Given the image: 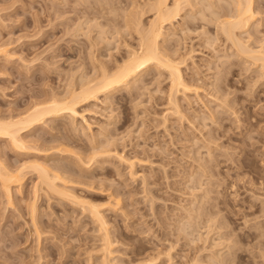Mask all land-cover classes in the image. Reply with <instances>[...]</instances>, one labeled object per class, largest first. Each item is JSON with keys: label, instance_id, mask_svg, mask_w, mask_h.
<instances>
[{"label": "rangeland", "instance_id": "1", "mask_svg": "<svg viewBox=\"0 0 264 264\" xmlns=\"http://www.w3.org/2000/svg\"><path fill=\"white\" fill-rule=\"evenodd\" d=\"M95 1L87 2L95 6ZM102 1L103 5L108 2V7H119L117 16H107L103 11L106 17L95 11L97 6L78 0H0V42L7 50L6 55L0 54V113L22 110L49 93L62 96L72 82L78 85L102 64L114 69L113 73L127 60L128 52H139V36L128 27L130 17L126 15H130V10L146 27L154 17L149 7L153 1ZM198 1L202 0L192 1L193 10L186 7L182 11V20L173 22L174 30L165 26L163 34L167 36L160 41L163 49L184 59L180 69L191 89L176 94L177 109L169 102L168 75L151 68L139 76L137 90L121 88L82 107L83 121L77 118L71 124L62 117L48 121V127H39V135L49 141L47 148L69 140L61 145L66 153L53 147L43 154L48 155L46 161L50 159L46 164L57 162L74 168L78 155L87 157L93 153L91 150L96 152L101 147L106 154H99L98 163L83 166L85 177L78 180L94 184L92 188L76 186L74 194L81 199L79 203L40 196L35 211V219L40 222L37 229L27 214L29 203L25 199L19 202L20 197L13 195L17 198L14 205H7L0 195V264H211L217 254L235 264H264V75L261 77L258 64L245 57L241 60L229 43L213 40L214 25L198 20L202 19L196 13L201 10ZM231 1L227 2L231 5ZM252 2L259 15L247 33L259 24L260 33L256 35L263 39L254 36V40L261 39L264 46V0ZM204 15L207 17V13ZM112 21L116 22L114 26ZM187 24L192 25L188 28ZM183 30L185 35L181 34ZM245 34L239 36L245 39ZM247 42L257 47L250 40ZM55 138H62L63 142H56ZM117 152L123 161L115 158ZM15 159L11 156L9 162H16ZM24 185L22 196L26 197L32 184L28 179ZM113 198L119 200L117 205ZM250 204L253 208H249ZM88 205L99 206L104 217L108 239L113 244L109 248L111 257L103 247L104 231L88 213ZM206 211H211L210 215ZM217 221L224 226L215 228ZM257 223L263 224L260 231ZM36 230L40 233L37 238Z\"/></svg>", "mask_w": 264, "mask_h": 264}, {"label": "bare ground", "instance_id": "2", "mask_svg": "<svg viewBox=\"0 0 264 264\" xmlns=\"http://www.w3.org/2000/svg\"><path fill=\"white\" fill-rule=\"evenodd\" d=\"M78 1H83V3H88L87 1L90 0H78ZM110 3V0H107ZM119 1V0H118ZM153 1L152 3L148 2V4L150 3L151 5L150 7V11L153 12V19L148 23V25L146 27H144L141 23V20L137 17H134L133 15L136 16V14H131L130 10L128 11L130 14L128 17H130V19L125 18V20H127V22H129L128 27H130V29H133V31L135 30V34L139 39V52H128L127 55V60L126 61H122V63L120 65L117 66V69L115 68V71L112 73V70H110L106 65H101L100 63L98 65H101L100 68H96V66L98 67V65H95L96 70H98L96 73L94 71V74L91 75V77L93 76V78L91 77H80V79H85L82 81V79L80 81H78V85H73L75 82H72V86H66V93L62 96L58 95L57 92L54 94H48L47 96L45 95V97H43V99H40L39 101H35L32 104L31 103H27L28 106L22 110H14V113L10 112L8 114H2L0 113V195H2L1 197L5 198V201L7 205H14V200H16L17 198L14 197L13 195H17L20 197V201H23L24 199L29 203V205L26 206L28 207V211L27 214L30 216V220L33 223V227L35 226L36 228V224L37 223V219H35L36 217V203L39 200L40 196L42 197V195H44V197H48L51 200L52 199H59L60 201H70L72 203H77L78 202V195L76 196L74 194L75 188L76 186H85L87 188L90 187L92 188V184L94 183H89L87 184V182L85 183L84 181H79L78 179L82 180L81 178L85 177L83 175V166L90 165L89 163H96L97 161V157L100 156L99 154H104L106 152L105 149H103V147H101V149L97 148L98 151L96 150V152H94L93 150H91L93 153H90V155H88L87 157H84L85 155H83L84 158L79 157V155L77 156V162L76 165L74 163L73 167H67V166H63L59 163H55V162H51L52 164H46L49 160L46 161V159H48V155H43L44 153H48V151H52L53 149L57 151L59 150L60 153H66V149H63L61 145H64V143L66 144V142H68L69 138H63V140H68V141H61V139L59 140L58 138L56 139V142L59 140V142H63V144L61 143L60 146H51L49 148L48 147V142L45 138H43L42 136L39 135V130H41L39 127H41L42 125H45L48 127V121H52L54 119L57 118H62V117H67L68 120H70V123H74V121L79 118L80 120L83 121L84 117H83V113L81 114L80 110L82 107L89 105L91 102H95L98 100L99 96H103V97H108L107 95L117 92L119 91L121 88H130V90L133 88H136V83L137 80L139 78V76L141 77L142 73L145 72L148 69L154 68L157 70H160L162 72H165L168 75V79L170 81V96H169V102L170 105H173V107H176V94L179 91H183L185 93V91L189 92V90L191 89L187 83H185L183 77H182V73H181V66H183L184 64V59H180V58H176L175 54L177 53H171V51L169 52L167 49H163V46H160V41H162L161 39H163V41L166 39L164 38V36L166 37L167 35H164L163 30L165 28V26H175L173 25V22L178 19L181 18L182 20V16L181 15L182 11L185 10L186 7H190L189 9L193 10V0H173L172 3H170V0H150ZM195 1V0H194ZM230 1V0H227ZM226 0H202L201 2L198 1L200 4V9H198L200 11L196 12L198 14H200L199 17H201L202 19H198V20H202L201 22H203L204 24H209L207 26H211L214 25L213 29H214V33H216V35L211 36L213 38V40L215 42H217V40L222 41L224 44L225 43H229L231 45V47H233L236 52L237 55L241 57H243V59L247 58L249 59L253 64H258V70L261 69V72L263 74H260L261 77L264 75V46L262 45V41L257 40L258 37L256 34L260 33L259 31H257V28L259 26H256L253 28L251 33H247L249 28H251V24L253 22H255V16L258 14V11H256L254 9L253 6V2L252 0H233L231 1L234 5L229 4V2H227ZM66 2V1H65ZM95 7V11H98L97 13H102L104 11V13L108 15H110V17H115L117 16L116 12H117V8L119 7H108L109 4H107L108 2H106L105 0V4L103 5V1L102 0H96ZM144 2V1H143ZM197 2V3H198ZM91 2H89L87 5H89ZM94 3V1H93ZM118 3V2H117ZM128 3H132V2H128ZM144 4V3H143ZM259 4V3H258ZM85 5V4H84ZM92 6V4H90ZM89 5V6H90ZM113 5V4H112ZM79 6V5H78ZM92 6V7H93ZM105 6V7H104ZM107 6V7H106ZM116 6V5H115ZM131 7L133 6L132 4L130 5ZM148 6V5H147ZM195 6V5H194ZM202 6V7H201ZM90 7V9L92 8ZM130 7V8H131ZM148 7V9H149ZM231 7V8H230ZM98 8V10H97ZM122 8V7H121ZM129 8V9H130ZM147 8V7H146ZM94 10V8H92ZM196 9V8H195ZM74 10V9H73ZM72 10V11H73ZM120 10V9H119ZM118 10V12H119ZM135 10V8H134ZM197 10V9H196ZM197 10V11H198ZM220 10V12H222V14L218 11ZM227 10V11H226ZM195 11V10H194ZM194 11L192 13H194ZM218 11V12H217ZM94 12V11H93ZM133 12V10H132ZM135 12V11H134ZM191 12V11H189ZM102 13L103 15L106 16V14ZM124 13V12H122ZM185 13V12H183ZM207 13V17H205L204 14ZM93 14V13H92ZM96 14V12H95ZM99 14V16H100ZM187 14V13H186ZM197 14V15H198ZM87 15V14H86ZM132 15V16H131ZM190 15V14H189ZM196 15V14H195ZM209 15V16H208ZM259 15V14H258ZM84 16V15H83ZM94 16V14H93ZM98 16V14H97ZM96 16V17H97ZM106 16V17H107ZM186 16V15H184ZM223 16V17H222ZM225 16V17H224ZM90 17V15H89ZM95 17V16H94ZM131 17H133L131 19ZM139 17V16H138ZM190 18L192 16H189ZM198 17V18H199ZM222 17V19H221ZM86 18V17H85ZM92 18V17H91ZM101 18V17H99ZM137 18V19H135ZM193 18V17H192ZM207 18L206 21H204ZM260 18V17H259ZM84 19V18H83ZM95 19V18H94ZM104 19V16H103ZM121 19V18H120ZM197 19V18H196ZM194 19V20H196ZM79 20V19H78ZM102 20V19H101ZM108 20V19H107ZM113 20V18H112ZM133 20V21H132ZM180 20V21H181ZM184 20V19H183ZM106 21V20H105ZM109 21V20H108ZM116 21V19L114 20ZM124 21V20H123ZM190 22V20H188ZM191 23H193V19H191ZM199 21V22H200ZM80 22V21H79ZM113 22V21H112ZM185 22V21H184ZM207 22V23H205ZM258 22V21H257ZM93 23V22H92ZM108 23V22H107ZM116 23V22H115ZM113 22V26L115 24ZM130 23L133 24L130 26ZM182 23V22H181ZM196 23V21H195ZM111 26L112 23L110 22ZM197 24V23H196ZM98 25V24H97ZM101 25V24H100ZM126 25V24H125ZM188 28L189 26H191L192 24H187ZM81 26V25H80ZM88 26V25H87ZM92 26V25H91ZM96 26V25H94ZM108 26V25H107ZM183 26V25H182ZM186 26V25H185ZM255 26V24H254ZM3 27V26H2ZM76 27V26H75ZM99 27V26H98ZM101 27V26H100ZM128 27H126L127 29H129ZM134 27V28H132ZM172 27V28H173ZM203 27V26H202ZM94 28V27H92ZM97 28V26H96ZM95 28V29H96ZM117 28V27H116ZM121 28V27H120ZM169 28V27H168ZM187 28V27H186ZM185 28V29H186ZM204 28V27H203ZM202 28V29H203ZM94 29V30H95ZM119 29V28H118ZM167 29V28H166ZM170 29V28H169ZM184 29V30H185ZM206 29V28H205ZM87 30V29H86ZM114 30V29H113ZM123 30V28H122ZM174 30V28H173ZM180 30V29H179ZM184 30L179 33L181 34H186L187 30ZM191 29H188V32H190ZM194 30V28H193ZM200 30V29H198ZM79 31V30H78ZM120 31V30H119ZM176 31V30H175ZM203 31V30H202ZM206 31V30H205ZM92 32V31H91ZM100 32V31H99ZM103 32V31H102ZM100 33L98 34L99 36H102ZM107 32V31H106ZM168 32V31H167ZM173 32V31H172ZM184 32V33H183ZM196 32V31H195ZM207 32V31H206ZM125 33V32H124ZM127 33V32H126ZM125 33V35H126ZM129 33V32H128ZM134 33V32H132ZM198 33V32H197ZM202 33V32H201ZM242 33H246L245 35H247V37L245 39H242L241 35ZM130 34V33H129ZM166 34V33H165ZM171 34V33H170ZM169 34V35H170ZM184 34V35H185ZM204 34V33H203ZM85 35V34H84ZM241 37H240V36ZM244 35V34H243ZM106 36V35H105ZM171 36V35H170ZM174 36V35H173ZM188 36V35H187ZM198 36V35H197ZM210 36V35H209ZM254 36L257 37L256 41L254 40ZM204 37V36H203ZM103 38V37H102ZM106 38V37H105ZM104 38V39H105ZM198 38V37H197ZM206 38V37H205ZM215 38V39H214ZM253 38L254 42H252L253 40L251 39ZM97 39V38H96ZM101 39V38H99ZM103 39V40H104ZM211 39V38H210ZM207 40V39H206ZM209 40V39H208ZM207 40V41H208ZM212 40V39H211ZM210 40V42H211ZM246 40V41H245ZM250 40L252 46L256 44L257 47L254 48L251 47L250 43H248L247 41ZM2 41V40H1ZM96 41V40H95ZM162 41V42H163ZM207 41H205L207 43ZM118 42V41H117ZM205 43V44H206ZM209 43V41H208ZM262 43V44H261ZM10 44V43H9ZM108 44V42H107ZM211 45L214 44V42L210 43ZM217 44V43H216ZM110 45V44H109ZM207 45V44H206ZM204 45V46H206ZM259 45V46H258ZM5 44L4 42L1 43L0 42V54L3 52H7V50H4ZM7 46V45H6ZM210 46V45H208ZM109 47V46H108ZM115 47V46H114ZM118 48V47H117ZM165 48V47H164ZM168 48V47H167ZM229 48V47H228ZM231 49V48H230ZM91 50V49H90ZM96 50V49H95ZM172 50V49H171ZM90 52V51H88ZM97 52V51H96ZM173 52H176L173 50ZM235 52V51H234ZM233 52V53H234ZM111 53V52H110ZM93 54V53H92ZM2 55V54H1ZM6 55V53H5ZM111 55V54H108ZM113 55V54H112ZM232 55V54H231ZM236 55V56H237ZM9 56V55H8ZM238 56V57H239ZM94 57V56H93ZM108 57V56H107ZM180 57V56H179ZM245 57V58H244ZM10 58V57H8ZM183 58V57H181ZM222 58V57H221ZM232 58V57H231ZM5 59V58H4ZM113 59V58H112ZM220 59V58H218ZM223 59V58H222ZM237 59V58H234ZM246 59V60H247ZM98 60V59H97ZM242 60V59H241ZM7 61V60H5ZM26 61V60H25ZM24 61V62H25ZM44 61V60H43ZM96 61V60H95ZM229 61V60H228ZM227 61V62H228ZM244 61V60H243ZM23 62V61H22ZM110 62V61H109ZM118 62V61H117ZM247 62V61H245ZM7 63V62H6ZM33 63V62H32ZM94 63V61H93ZM222 63V62H221ZM244 63V62H243ZM249 63V62H248ZM95 64V63H94ZM93 64V66H94ZM245 64V63H244ZM115 65V64H114ZM224 65V63H223ZM243 65V64H242ZM251 65V64H250ZM255 65V66H256ZM85 66V65H84ZM92 66V67H93ZM2 67V66H1ZM47 67V66H46ZM246 67V66H245ZM7 68V67H6ZM111 71H109L108 69ZM49 69V68H48ZM61 69V68H60ZM83 69V68H82ZM94 69V68H93ZM218 69V68H216ZM256 69V70H257ZM95 70V69H94ZM248 70V69H247ZM50 71V70H49ZM82 71V70H81ZM85 71V70H84ZM93 71V70H92ZM73 72V71H72ZM228 72V71H227ZM2 73V72H0ZM71 73V72H70ZM79 73V72H78ZM77 73V74H78ZM229 73V72H228ZM259 73V72H258ZM257 73V74H258ZM31 74V73H30ZM75 74V73H74ZM144 74V73H143ZM219 75V72L217 73ZM2 75V74H1ZM6 75V74H5ZM58 75V74H57ZM81 75V74H80ZM259 75V74H258ZM59 76V75H58ZM218 77V76H217ZM260 77V76H259ZM258 77V78H259ZM60 78V77H59ZM65 78V77H64ZM143 78V77H142ZM73 79V78H72ZM216 79V78H215ZM220 80V79H219ZM224 81V80H223ZM62 82V81H61ZM139 82V81H138ZM221 83V82H219ZM70 85V84H68ZM190 85V84H189ZM225 85V84H224ZM65 86V85H64ZM69 87H71L70 89H68ZM196 88V87H195ZM195 88L193 87V91H195ZM218 88V87H217ZM226 88V87H225ZM140 89V87H139ZM214 91H215V87H213ZM137 90V88H136ZM218 90V89H217ZM4 91V90H3ZM128 91V90H127ZM141 91V90H139ZM221 91V90H220ZM182 92V93H183ZM64 93V92H63ZM192 93V92H191ZM197 93V92H196ZM222 93V92H221ZM226 93V92H225ZM34 94V93H33ZM218 94V92H217ZM222 95V94H221ZM225 95V94H224ZM41 96V94L39 95ZM38 96V97H39ZM44 96V95H42ZM185 96V95H184ZM36 97V95H35ZM42 98V97H41ZM217 98V97H216ZM106 99V98H104ZM37 100V98H36ZM109 100V99H108ZM187 100V99H186ZM222 100V99H221ZM105 101V100H104ZM107 101V100H106ZM226 101V100H225ZM172 103V104H171ZM222 105V103H220ZM104 105V104H103ZM189 105V104H188ZM220 105V106H221ZM13 108V107H12ZM23 108V107H22ZM177 109V107L175 108ZM13 111V110H12ZM6 112V111H5ZM183 114V113H182ZM178 115V114H177ZM86 123V122H85ZM70 124V125H71ZM87 125V124H86ZM85 125V126H86ZM65 126V125H64ZM73 126V125H72ZM43 127V126H42ZM46 127V128H47ZM81 127V126H80ZM43 130V129H42ZM47 130V129H46ZM49 130V129H48ZM77 130V129H76ZM66 131V130H65ZM68 131V130H67ZM50 132V131H49ZM47 132V133H49ZM76 132V131H75ZM74 132V133H75ZM60 133V131H59ZM68 133V132H67ZM51 134V133H50ZM66 137V134L63 135ZM91 137V136H90ZM102 137V136H101ZM93 138V137H92ZM54 139V138H53ZM58 139V140H57ZM98 139V138H97ZM88 140V139H87ZM195 140V139H194ZM52 141V140H51ZM55 141V140H54ZM193 141V140H192ZM214 142V140H213ZM55 143V142H53ZM93 143V142H92ZM112 143V142H111ZM114 143V142H113ZM47 144V145H46ZM52 144V142H51ZM59 144V143H56ZM46 145V147H45ZM50 145V144H49ZM68 145V144H67ZM96 145V144H95ZM99 145V144H98ZM112 145V144H111ZM110 145V146H111ZM115 145V144H114ZM56 147V149H55ZM61 147V148H60ZM93 147V146H92ZM53 148V149H52ZM94 148V147H93ZM7 151H6V150ZM70 150V149H69ZM68 150V151H69ZM86 150V149H85ZM84 150V151H85ZM100 150V151H99ZM49 151V152H50ZM56 151V152H57ZM90 151V152H91ZM113 151V150H112ZM108 152V151H107ZM53 155V152H51ZM69 153V152H68ZM67 153V154H68ZM74 153V152H73ZM77 153V152H76ZM111 153V152H110ZM78 154V153H77ZM76 154V155H77ZM106 154V153H105ZM113 153H111L112 155ZM115 158H117V160L119 161V159H121V161H123L124 158H122L121 153L118 154L114 153ZM51 155V154H50ZM49 155V157H50ZM51 155V156H52ZM55 155V154H54ZM75 155V154H74ZM75 155V156H76ZM15 157L17 160L14 164L10 163L9 158L10 157ZM105 158V156H103ZM103 157H99V158H103ZM108 157V156H106ZM111 157V156H110ZM113 157V156H112ZM51 158V157H50ZM54 158V157H53ZM103 158V159H104ZM29 159V161H28ZM114 159V158H113ZM147 159V158H146ZM39 160H43L44 162H39ZM56 160V159H55ZM130 160V159H129ZM142 160V159H141ZM52 161V160H51ZM106 161V160H105ZM128 161V160H127ZM199 161V160H198ZM197 161V162H198ZM60 162V161H59ZM99 162V161H98ZM97 162V163H98ZM126 162V161H125ZM62 163V161H61ZM73 163V162H72ZM135 163V162H134ZM54 164V165H53ZM130 164V163H129ZM132 162L130 164V167H132ZM86 169V167H85ZM89 171V170H88ZM85 172V170H84ZM135 172V171H134ZM88 174V173H87ZM27 175H30L27 177ZM134 175V174H133ZM241 177V176H240ZM28 178L30 180V183L32 184L31 186V193L25 195L26 197H23V186L25 183V180ZM84 179V178H83ZM93 180V178H92ZM98 180V178H97ZM102 181V180H101ZM27 182V181H26ZM89 182V180H88ZM94 182V181H93ZM107 182V181H106ZM200 182V181H199ZM97 183V182H96ZM187 183V182H186ZM195 183V182H194ZM191 184V183H190ZM101 186V185H100ZM203 186V185H202ZM102 187H104V185H102ZM198 187V186H196ZM82 188V187H81ZM186 188V187H185ZM89 189V188H88ZM99 189V188H98ZM144 189V188H143ZM202 190V188H200ZM197 190V191H200ZM95 190V187H94ZM97 190V189H96ZM101 190V189H100ZM191 190V189H190ZM206 190V189H205ZM89 191V190H88ZM144 191V190H142ZM189 191V190H188ZM102 192V190H101ZM102 193H105L102 192ZM118 193V192H117ZM116 193V194H117ZM250 193V192H249ZM113 195V196H117V195ZM203 195V194H202ZM22 196V198H21ZM119 196V195H118ZM263 196V195H262ZM18 197V198H19ZM54 197V198H52ZM80 197V196H79ZM112 197V196H111ZM258 197V196H257ZM260 197V196H259ZM47 199V198H46ZM115 199V198H113ZM260 199V198H259ZM24 200V201H25ZM58 200V201H59ZM81 200V199H80ZM85 201V200H84ZM83 201V202H84ZM119 201V200H118ZM117 201V202H118ZM256 202V199L254 200ZM259 201V200H258ZM116 202V199H115ZM114 202V203H115ZM117 202L115 203V205H117ZM263 202V201H262ZM25 203V202H24ZM79 203V202H78ZM80 203H82L80 201ZM153 203V202H152ZM261 203V202H260ZM86 204V203H85ZM91 204V203H90ZM93 204V203H92ZM113 204V203H112ZM255 204V203H254ZM97 205V204H96ZM258 205V204H257ZM260 205V204H259ZM86 206V205H84ZM83 206V207H84ZM89 206V205H88ZM87 206V207H88ZM113 206V205H112ZM119 206V204H118ZM117 206V208H118ZM251 206V204H250ZM255 206V205H254ZM79 207V206H78ZM82 207V208H83ZM99 206H89V214L90 216L94 219V221L99 223V226L101 227L100 229H102V232L104 233V238H102V240H104L103 243H105V246H103L106 251V255L109 257L111 254L110 251V247L111 246V242L108 239V230L105 228L106 222L104 220L103 215L101 214V212L98 210ZM114 207V206H113ZM184 207V206H183ZM217 207V206H216ZM257 207V206H256ZM263 207V206H262ZM262 212L264 211V208H262ZM249 208H253V206L249 207ZM259 208V207H258ZM84 210L85 207L83 208ZM16 210V209H15ZM200 210V209H197ZM209 210V208H208ZM258 210V209H257ZM153 211V210H152ZM203 211V210H202ZM213 212V210H211ZM211 211H206L209 215L211 213ZM86 212V211H85ZM186 212V211H185ZM221 212V211H220ZM259 212V211H257ZM200 213V211H199ZM197 213V214H199ZM204 213V212H203ZM202 215L200 216H203ZM217 212H215L216 214ZM192 214V213H191ZM194 214V213H193ZM192 216V215H190ZM189 216V217H190ZM200 216H198L200 218ZM212 216V215H211ZM214 216V215H213ZM258 216V215H257ZM187 217V218H189ZM204 217V216H203ZM215 217V216H214ZM218 217V215L216 216ZM255 217V216H254ZM194 219L195 217H191V219ZM212 218V217H211ZM190 219V218H189ZM201 219V218H200ZM213 219V218H212ZM244 219V218H243ZM246 219V218H245ZM259 219V218H258ZM185 220V219H184ZM211 220V219H210ZM215 220V219H214ZM212 220V221H214ZM219 220V219H218ZM256 220V219H255ZM254 220V221H255ZM192 221V220H191ZM195 221V220H193ZM209 221V220H207ZM245 222V220H243ZM251 221V220H249ZM201 222V221H199ZM198 222V223H199ZM211 222V221H210ZM216 222V221H215ZM214 222V224H215ZM242 222V220H241ZM192 223V222H191ZM218 225L216 224L215 228H222V226H224V224L222 225L221 223L219 224V222L217 221ZM225 223V222H222ZM246 223L247 219H246ZM245 223V224H246ZM254 223V222H253ZM263 223V222H262ZM262 223H257L255 226L257 228V231L259 228H261L260 226H263ZM97 224V223H96ZM201 224V223H200ZM209 224V222H208ZM213 224V222H212ZM244 224V223H243ZM182 225V224H181ZM185 225V224H184ZM189 225V224H188ZM194 225V224H193ZM195 225H196V221H195ZM187 226V223H186ZM200 226V225H199ZM208 226V225H207ZM227 227V225H225ZM195 227V226H193ZM192 227V228H193ZM202 227V226H201ZM225 227V228H226ZM181 228V227H180ZM186 228V227H185ZM189 230V227H187ZM186 228V229H187ZM197 228V225L195 227V229ZM214 228V229H215ZM224 228V227H223ZM263 228V227H262ZM37 229V228H36ZM183 229V227H182ZM191 229V228H190ZM194 229V228H193ZM192 229V231H193ZM194 229V230H195ZM198 229V228H197ZM206 229V228H204ZM227 229V228H226ZM262 230V229H261ZM186 231V230H185ZM184 231V232H185ZM198 231V230H197ZM256 231V232H257ZM36 233V238L39 237L40 233L38 230L35 231ZM101 232V231H100ZM44 233V232H43ZM191 233V231H190ZM198 233V232H197ZM206 233V232H205ZM208 233V232H207ZM212 233V232H211ZM180 234V233H179ZM209 234V233H208ZM207 234V235H208ZM101 235V234H100ZM186 235H189L186 234ZM217 235V234H216ZM231 235V234H230ZM259 235V233H258ZM198 236V235H197ZM202 236V235H201ZM188 237V236H187ZM208 237V236H207ZM259 237V236H258ZM257 237V238H258ZM193 238V237H192ZM256 238V237H255ZM201 239V238H200ZM219 239V238H218ZM39 240V239H38ZM225 240V239H224ZM240 240V239H239ZM259 240V239H258ZM112 241V240H111ZM219 241V240H218ZM228 241V240H227ZM191 242V241H190ZM193 242V241H192ZM204 242V241H203ZM224 242V241H223ZM256 242V240H255ZM113 243V242H112ZM237 244V243H236ZM240 244V243H238ZM259 245V241L258 244ZM264 245V244H263ZM220 246V245H219ZM233 247V246H232ZM219 248V247H218ZM231 247H229L230 249ZM234 248V247H233ZM171 249V248H170ZM211 250V249H210ZM223 250V249H222ZM227 250V249H225ZM232 250V249H230ZM258 250V249H256ZM206 251V250H205ZM213 251V250H212ZM236 252V248L234 250ZM1 252V250H0ZM228 252V251H227ZM227 252L225 254H227ZM238 252V251H237ZM3 253V251H2ZM105 253V252H104ZM234 254V253H233ZM263 254V253H262ZM213 255V254H212ZM215 255V254H214ZM213 255V257H214ZM232 255V253L230 254ZM235 255V254H234ZM234 255H232L233 257H235ZM264 255V254H263ZM229 256V255H228ZM260 256V255H259ZM111 257V256H110ZM221 256L220 254H217L215 258V263H213V259L211 264H235L234 260H225L227 258ZM171 258V257H170ZM231 258V257H230ZM261 258V257H260ZM4 259V257H3ZM202 259V258H201ZM156 260V259H155ZM172 260V259H171ZM170 260V261H171ZM258 260V259H256ZM263 260V259H262ZM193 262V261H192ZM110 263V262H109ZM147 263V262H146ZM7 264V263H4ZM103 264H108L105 262H103ZM257 264V263H256Z\"/></svg>", "mask_w": 264, "mask_h": 264}]
</instances>
